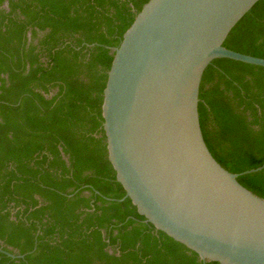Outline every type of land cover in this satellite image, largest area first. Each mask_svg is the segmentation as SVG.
Masks as SVG:
<instances>
[{"label": "trees", "instance_id": "16d2710c", "mask_svg": "<svg viewBox=\"0 0 264 264\" xmlns=\"http://www.w3.org/2000/svg\"><path fill=\"white\" fill-rule=\"evenodd\" d=\"M147 2L0 0V264H204L123 199L107 158V73ZM223 46L264 59V0ZM198 115L213 158L264 199V168L243 174L264 163V68L214 60Z\"/></svg>", "mask_w": 264, "mask_h": 264}, {"label": "water", "instance_id": "95a60500", "mask_svg": "<svg viewBox=\"0 0 264 264\" xmlns=\"http://www.w3.org/2000/svg\"><path fill=\"white\" fill-rule=\"evenodd\" d=\"M258 1L148 0L114 49L103 90V137L123 199L204 264H264V199L213 158L198 115L214 60L264 68L223 46Z\"/></svg>", "mask_w": 264, "mask_h": 264}]
</instances>
